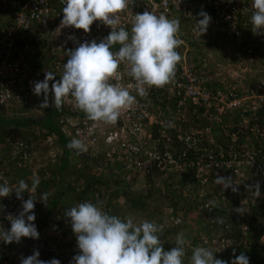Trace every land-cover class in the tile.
Segmentation results:
<instances>
[{
    "label": "built area",
    "instance_id": "obj_1",
    "mask_svg": "<svg viewBox=\"0 0 264 264\" xmlns=\"http://www.w3.org/2000/svg\"><path fill=\"white\" fill-rule=\"evenodd\" d=\"M63 7L60 0H0V108L6 112L32 104L36 96L33 82L43 81L33 66L38 48L47 49L43 75L52 71L59 80L68 60L67 51L78 47L69 36L79 43L93 39L99 43L112 30L101 21L94 22L88 33L74 26L61 28ZM202 10L212 20L207 32L200 36L196 25ZM145 11L163 13L180 21L178 37L184 43L177 49L182 59L174 80L163 88L147 89V95L140 97L135 91V80L124 72L121 63L119 83L136 96L134 105L122 111L115 125H107L86 120L69 96L63 103L67 113L57 118L59 130L69 142L79 133L78 138L87 143L88 151L79 154L81 161L75 164L85 176L88 167L92 176L104 171L129 191L140 193H147L151 178L169 182L182 195L201 197L203 201L196 202V213L209 225V232H200L195 242L186 241L184 264H188L196 246L211 248L216 258L234 247L229 237L233 228L226 224L223 232L213 227L215 211H209L207 205L211 200L217 201L219 195L223 206L236 197L225 195L228 189L223 191L215 183L217 174L231 176L239 184V192L230 189L234 194H240L246 184L254 181L264 188V34L254 35L251 30L252 0H128V7L119 13L121 22L117 27L130 31L134 15ZM222 40L233 42L222 50L221 61L210 62V55L202 53ZM190 51L197 55L196 61L188 57ZM57 139L54 133L41 139L45 160L37 153L41 143L24 141L15 132L7 134L4 150L7 149L8 157L0 153V183L7 180L14 188L21 179L29 186L33 178H39L40 184L55 180L63 186H73V192L77 193L91 178L90 173L87 171L89 178L79 180L70 175L59 178L51 174L50 165L62 153ZM21 169H26L28 175L15 178L12 172ZM92 190L90 201L95 203L99 199L103 210L113 214L108 191L98 185H93ZM249 193L248 200L238 198L232 206L233 210L240 206L246 210L243 215L233 211L234 220L239 222L237 229L244 236L250 228L247 224L251 206L264 198V191L259 197ZM206 194L211 195L203 199ZM23 198L27 200L29 193L24 192ZM36 203L37 200L34 223L39 239L23 237L20 243L11 244L0 240V264H21V257L33 255L37 250L41 260L58 259L61 264H70L79 253L68 219L58 213V208L39 213ZM79 203L74 197L68 205ZM20 211L22 202L14 192L0 198V232L10 230L9 214L17 216ZM179 217L175 214L169 218V228L181 224ZM175 246L170 245L166 251Z\"/></svg>",
    "mask_w": 264,
    "mask_h": 264
},
{
    "label": "clouds",
    "instance_id": "obj_2",
    "mask_svg": "<svg viewBox=\"0 0 264 264\" xmlns=\"http://www.w3.org/2000/svg\"><path fill=\"white\" fill-rule=\"evenodd\" d=\"M60 2L64 5L61 28L74 26L88 33L94 22L101 21L112 30L99 43L95 39L79 43L74 36L68 37L69 40L78 43V47L67 51L68 60L63 65L61 78L56 80L54 72L45 71L43 81L33 82V93L38 97L43 94L40 109L49 107L62 109L64 110L62 115H65L67 112L63 103L71 96L74 106L85 114L86 120L115 125L122 111L131 108L136 102V96L130 94L128 88L119 83L118 69L121 63H124V72L135 80V91L140 97L147 95V89L163 88L174 80L177 64L182 59L177 49L184 43L178 37L180 30L178 19H170L163 13L156 15L152 11H145L134 15L129 31L125 27H117L121 22L119 13L128 7V0H60ZM252 8L254 11L250 17L251 30L254 35L264 34V0H252ZM211 20L207 12L202 10L199 13L196 31L200 36L207 32ZM224 42L228 45L233 41ZM117 44L120 46L119 49L113 51ZM113 80L116 82L113 83ZM51 81L55 82L50 87ZM62 115H58L57 118ZM78 137L79 133L66 145L77 155L88 151L85 140ZM37 150L39 157L43 158L39 147ZM95 174L98 175V179L108 175L104 171ZM215 183L220 185L223 191L231 189L234 193L239 192V184L234 183L231 176L217 174ZM39 184V178H33L31 186L23 179L19 180L14 188L7 180L0 183V198L8 197L14 192L16 198L22 202V211L17 216L9 214L7 217L11 222L10 230L0 232V240L6 244L20 243L23 237L39 239L40 234L34 223L35 202L39 199L47 205L50 195L42 192L37 198ZM245 188L248 192H254L256 197L261 195L259 181L246 184ZM24 192L29 193L27 200L23 198ZM109 196L108 192V198ZM111 202L114 206V200ZM207 207L212 211L218 208V202L211 200ZM233 211L240 215L246 212L243 206L236 207ZM64 216L71 225L79 249V253L72 258L70 264H184L185 245L188 241L184 233H178L174 241L176 246L170 251H165L161 240L164 225L153 222V219L137 221L130 214L124 218L110 214L103 210L102 201L99 199L95 203L85 201L72 206L64 211ZM212 220L215 223H224L220 216H215ZM183 221L184 219L178 227L183 228ZM39 257V251H34L33 255L21 257V264H61L58 259L44 261ZM233 257L231 264H250L249 257L243 252L237 256L233 249ZM188 264L229 262L215 258L209 247L196 246L191 250Z\"/></svg>",
    "mask_w": 264,
    "mask_h": 264
},
{
    "label": "trees",
    "instance_id": "obj_3",
    "mask_svg": "<svg viewBox=\"0 0 264 264\" xmlns=\"http://www.w3.org/2000/svg\"><path fill=\"white\" fill-rule=\"evenodd\" d=\"M116 47V48H115ZM118 49V44L114 46V49ZM195 54L193 57V60L196 61L197 59L195 58ZM196 59V60H195ZM7 119V118H5ZM8 122L7 120H3L0 119V125H3V123ZM17 124V126H19L18 128H14V127H9L12 130L17 131L19 134L18 136L21 137L22 140L24 141H31L33 139H35L36 137L34 135L35 134V130L38 129L40 134V143H41V139L44 137L45 134H51L54 133L57 135L58 139L57 142H60L62 144L63 147V151L62 153L64 154V159L66 160V162L69 161V152L65 153V149L67 150L68 148L66 147V145L69 143V140L66 139L64 137V135L62 134V132L59 129H53L47 126H43L44 124L42 123L43 121H39L37 119H20L19 121L16 120L15 121ZM25 129V134L23 133ZM35 129V130H34ZM42 130H45L46 133L44 134V132ZM15 137V136H13ZM0 143H2V145H4L3 140H0ZM39 145V144H38ZM39 147V146H38ZM42 151V150H41ZM69 151V149H68ZM60 155H58V158ZM43 159L46 160V155L42 156ZM63 157V156H62ZM56 159L54 163H58L59 159ZM52 174V173H51ZM54 174V172H53ZM55 175V174H54ZM66 175H70L71 177H73V179H83L85 178V173L78 171L75 167L69 169L68 171H66ZM104 178H99L97 179V181H95V179H88V182H85L84 186H80L79 191L77 193L73 192V186L67 184L64 187V193L66 194L69 192L70 194V198L69 200L71 201L74 197L78 202H85V201H90L92 200V193H93V185H98L104 188H111L112 191L115 192V195L113 194V200H114V204L117 203L118 201L120 202L121 199L124 200V197H126L127 195H133L132 198L127 199L128 197H126V201L130 204V206L134 209H136L137 211L140 210V208H143V201H145L147 198H149L152 193H153V180H151V178L149 179L151 181V187L148 191V193L142 194L140 192H132L129 191L128 189H126L125 187H123L120 183H118L117 181L113 180L110 178L109 175H104ZM109 178L111 180H109ZM108 180L110 182V184H105V180ZM184 181V179H182ZM182 181V182H183ZM165 183H168L170 185V189H171V203H170V207L172 210H165L163 212V216L161 218V223H164V225L166 226V228L164 229V233L163 236L166 235L168 232H171L172 235L176 238V235L182 231V228L180 227H174L173 229L169 228L170 227V220L169 218L172 217L175 214H179V218H181V220H183L184 218L190 219L192 216H195L196 218V233L194 234V236L192 237V239L190 241L195 242V240H197L196 235L198 236L200 232H209V225L204 224L201 220L200 217H198L197 213H196V202L199 203L198 201L202 200L201 197L199 196H195L196 198L190 196L188 193L182 195L179 192H175L172 187L171 184L169 182L163 181ZM61 184V183H60ZM47 188V187H46ZM48 189V188H47ZM242 191L240 192V194H234L230 192V189H228L227 194L225 195H231L234 196L236 195V197L234 196L233 199L237 200L238 198H240L241 200H248L250 198V193L248 194L247 189L244 187L241 189ZM264 191V188L261 189V192ZM211 194H206L204 196L203 199H206L208 197H210ZM121 197V198H120ZM123 197V198H122ZM222 195H219L217 197V201H218V208L214 209L215 211V216H220L223 218L224 223L220 224V223H215L213 225V227H216L218 230H222L223 232H225V225L226 224H230L233 228V233L229 234V237L231 236L232 238V243L234 245L233 248L227 249L224 253H222L221 256L216 257L217 259H223L229 262V264H231V260L234 258L233 257V249H235L236 255L239 256L242 252L249 257L250 260V264H264V198L263 200L257 199L254 203L253 206H251L250 208V223L247 224L249 225L248 227H250L248 229V234L247 235H243L240 233V231L237 229V225L239 224V222H237L236 220H234L233 217V209L232 206L235 202V200L230 201L229 204H226L225 206L222 205V201H221ZM60 198H57L56 195V203L59 204ZM111 199V198H110ZM177 199H179L180 203L177 202ZM61 203V202H60ZM94 203V202H93ZM248 204V202H246ZM55 204V202L53 203ZM70 202L68 201V203L66 204H62L60 205V207H58V205H54V207L58 208V213H62L63 217L64 216V211L69 207ZM52 206V204H51ZM116 206V205H114ZM116 209V207H115ZM113 208V212L116 213L117 216L124 218L123 216H120L119 214H117V209L115 210ZM51 212V211H49ZM112 212V213H113ZM192 214V215H191ZM114 215V214H113ZM188 221V220H187ZM186 221H183V224H185ZM184 228V226H183ZM178 231V233H177ZM263 236V237H262ZM174 238V239H175ZM173 239V240H174ZM172 240V241H173ZM174 241L172 242L171 245H174ZM164 250L166 251L169 246H164L163 247ZM187 254V253H186Z\"/></svg>",
    "mask_w": 264,
    "mask_h": 264
},
{
    "label": "crops",
    "instance_id": "obj_4",
    "mask_svg": "<svg viewBox=\"0 0 264 264\" xmlns=\"http://www.w3.org/2000/svg\"><path fill=\"white\" fill-rule=\"evenodd\" d=\"M37 50H38V52H37V54L33 60V66L36 68V72H38V75H42L43 79H44L45 74L43 75L42 63L45 62L44 58L47 56V51H46L47 49L45 50L41 47V50L39 48ZM195 58L197 59V55L195 56ZM52 83H54V82L53 81L50 82V87H51ZM42 100H43V94H41L39 97L35 96L32 104L25 107L24 109L12 110L9 112H6L2 108L0 109V119L8 121L6 123H3V125H0V140H3V143H4V138L6 136V133L8 131L12 130L9 127L10 126L14 127V128L19 127V126L15 125V124H17L15 122L16 120L19 121L20 119L24 120L27 118H30V119L35 118L39 121H43L42 122L44 124L43 126L50 127V129L53 128V125L50 122L51 118L54 115H55V117L58 116V115H56L57 111L59 112L58 113L59 115H62V111H64V110H62V109L56 110L52 107H49L47 109H40L39 104L42 102ZM5 118H7V119H5ZM37 130L38 129L35 130V133ZM43 132L46 133L45 130H43ZM23 133L25 134V129H24ZM19 138H21V137H19ZM0 144H2V143H0ZM60 144H62V143L58 142V148L63 151V147ZM40 146L41 147H39V149H40L39 152L43 155H46V151H45V148L43 147L42 143L40 144ZM66 152H69V161L68 162H66V160L64 159V154L61 153L59 156L60 158H58L59 159L58 163L51 164L52 174L54 172L55 176H59V178L65 176L66 171L75 167L76 162L78 163L81 161V157L76 155L74 152H72V151L70 152V151H68V149L67 150L65 149V153ZM75 159H77V160H75ZM64 187L65 186L61 185L60 183L56 182L55 180L49 181L48 184H41L40 193L47 192L50 194L49 196L52 195L55 198V200L52 201V206H51L49 201L47 202V205H44L45 210L51 211V209L56 208V207H54V205H58V207H60V205H62L63 203L66 204V203H68V201L70 202L69 198L71 196H70L69 192L62 195V192L64 193V190H63ZM105 189L108 191V188H105ZM56 195H57V198H60L59 200L61 203L59 202V204L56 203ZM108 200L111 202V199L108 198ZM54 202H55V204H53ZM111 205H112V209H113V203L112 202H111ZM74 238H75V234H74Z\"/></svg>",
    "mask_w": 264,
    "mask_h": 264
},
{
    "label": "rangeland",
    "instance_id": "obj_5",
    "mask_svg": "<svg viewBox=\"0 0 264 264\" xmlns=\"http://www.w3.org/2000/svg\"><path fill=\"white\" fill-rule=\"evenodd\" d=\"M218 45L221 46V49L218 48ZM225 46H227V43L224 42V40L220 41L218 44H213L209 47V50H205L202 54L203 56H208L210 55L211 59L212 60H209L210 62L211 61H214V60H222V50L225 49ZM116 48V47H115ZM114 49V48H113ZM188 57H190L191 59H193L194 57V52L193 51H190L189 54H188ZM225 68V66H224ZM55 82V81H53ZM59 112L57 111L56 112V115H59L58 114ZM56 118L57 116L55 117V115L51 118L50 122L52 123L53 125V129L57 130V122H56ZM77 160V159H75ZM87 171L90 173V177L93 179H98V175L93 173V176H92V173L89 169V167L87 168ZM86 171V176L89 178V174L88 172ZM101 177V176H100ZM105 176H102V178H104ZM105 180V179H104ZM153 193L152 195L147 198L145 201H143V208L140 210H136L134 208H132L130 206V204L125 200L126 197H128L127 199L129 198H132L133 195H127L126 197H124V200L121 199V201L115 203L114 205L116 206H113V208L117 209V214H119L120 216H127V215H132L137 221H141V220H150V219H155L156 221L160 222L161 221V218H162V214L165 210H172L171 207H170V203H171V198H172V194H171V189H170V185L168 183H165L163 181H154L153 180ZM105 184H110V182L108 180H105ZM151 187V183L149 184V189ZM211 192L213 193H216V191L212 188V186H208L207 187ZM108 191L110 192V196H109V199L111 198V200H113V194L115 195V192L112 191L111 188H108ZM121 198V197H120ZM123 198V197H122ZM50 204H52V201L55 200V198L51 195L49 196L48 198ZM177 202L180 203L179 199H177ZM64 204V203H63ZM115 209V210H116ZM114 215H116L115 212H113ZM192 215V214H191ZM188 220V221H187ZM184 221H186V223L184 224V228H182V231L180 232H183L184 235H185V238L186 240H191L192 237L194 236V234L196 233V218L195 216H192L190 219H187V218H184ZM179 232V233H180ZM178 233V231H177ZM175 237L172 235L171 232H168L166 235H164L161 239H162V245L163 246H170L172 244L173 241H175L174 239ZM174 239V240H173ZM173 240V241H172Z\"/></svg>",
    "mask_w": 264,
    "mask_h": 264
},
{
    "label": "bare ground",
    "instance_id": "obj_6",
    "mask_svg": "<svg viewBox=\"0 0 264 264\" xmlns=\"http://www.w3.org/2000/svg\"><path fill=\"white\" fill-rule=\"evenodd\" d=\"M25 108V107H24ZM24 108H22V109H24ZM1 109V108H0ZM43 131V130H42ZM12 132H15V134H16V136L18 137V132L17 131H15V130H10V131H8L7 133H6V135L7 134H9V133H12ZM36 135H34L36 138L35 139H33V140H31L30 142H36V143H39V140H40V135H43V134H40V132H39V130H37L36 131V133H35ZM45 134V133H44ZM19 138V137H18ZM21 139V138H20ZM4 145H2V144H0V153H2V155L5 157V158H7L8 157V151H7V149L6 150H4ZM50 171H51V173H52V170H51V165H50ZM13 174H14V177L15 178H20V177H25V176H27L28 175V173H27V170L26 169H21V170H15V171H13L12 172ZM21 174V175H20ZM37 198H39V194H38V197ZM48 202V201H47ZM44 203L43 202H41L39 199H37V203H36V207H37V210H38V212L39 213H43V212H47L48 210H45V208H44ZM51 211H53V209H51Z\"/></svg>",
    "mask_w": 264,
    "mask_h": 264
}]
</instances>
